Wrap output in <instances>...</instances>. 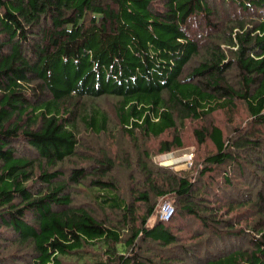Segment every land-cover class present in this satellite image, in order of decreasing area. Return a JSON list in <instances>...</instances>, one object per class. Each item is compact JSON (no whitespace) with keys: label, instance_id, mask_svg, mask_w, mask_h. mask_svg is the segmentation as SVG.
<instances>
[{"label":"trees","instance_id":"1","mask_svg":"<svg viewBox=\"0 0 264 264\" xmlns=\"http://www.w3.org/2000/svg\"><path fill=\"white\" fill-rule=\"evenodd\" d=\"M240 102L250 120L226 134L212 115ZM113 124L158 140L155 154L192 125L198 176L153 164L148 146L123 164L143 180L127 194L104 154L63 171L83 133ZM187 217L202 229L175 233ZM0 264H264V0H0Z\"/></svg>","mask_w":264,"mask_h":264},{"label":"rangeland","instance_id":"2","mask_svg":"<svg viewBox=\"0 0 264 264\" xmlns=\"http://www.w3.org/2000/svg\"><path fill=\"white\" fill-rule=\"evenodd\" d=\"M218 2V1H217ZM227 8H224V12H231L232 8L229 5H226ZM212 17V16H211ZM213 18V17H212ZM210 27L212 29L210 31H214L218 29L221 25V22H218L215 24V22L210 21L209 22ZM194 24L192 22V28ZM195 28V27H194ZM193 28V29H194ZM101 103V106L103 108H106L113 116V110L112 105L113 101L111 100H101L99 101ZM228 112H217L212 115V122H215L216 124H219L220 127L225 131H231L234 130L235 127H245L247 126L249 122V115L246 112V109L244 105L240 102L238 103L236 109L233 113ZM113 122V121H112ZM192 125H186L184 129L181 130L184 146L180 149H174L170 152L162 153V154H155L156 149V143L159 142L158 140H154L146 143V140L143 139V141L134 144L132 140L127 138L124 134H122L118 128L117 125H112L109 127V130L107 134L103 136H94L91 135V133L85 132L83 135L85 136L84 141L85 144L82 147V150L79 151L78 156L76 159H72L69 161H64L61 163L62 169L64 172L74 165H78L79 167L81 165H87L89 162L94 161L95 158H102L101 156H108L111 160V167H113V171L110 172L108 175V179H115L118 181L121 187V191L124 194H127L128 191V184L134 183V185L142 184L143 180L140 176V174L137 172V170H129L130 178L132 179L130 182H128L127 178V171L123 164L125 160L127 162L134 163V160L136 156H132V153L137 154L139 153L142 158H144V153L142 150L148 146L149 153L150 154V160L153 161L155 164L162 166L166 169H169L177 174H185L186 172L189 173V176L191 179H194L198 176L199 171L201 169V159L204 156V148L197 146L195 144V140L193 138L192 134ZM229 134V133H226ZM141 145V146H140ZM152 162V163H153ZM153 163V164H154ZM193 163V164H192ZM107 170V169H106ZM210 177L206 176L204 177V181H208L211 183V185L214 187L212 190L217 187V179L210 180ZM78 186H72L69 189L74 190L73 197L74 201L79 203L84 202H92L93 195H91L92 190L88 189L87 187L82 188H76ZM129 193V192H128ZM235 195V194H234ZM128 196V195H126ZM163 201H171L170 196L166 195L163 197H160L157 200L156 207L163 202ZM157 208L154 212V214H157ZM141 211V209H139ZM100 216H105L110 218L111 214L108 211V214L106 211H98ZM152 220H150V223ZM187 226L189 231H200L202 229L201 223L198 220L193 219L192 217H187L182 220H179L176 222L173 226V231L175 233H179V235H182V228ZM187 233H190L187 231ZM7 238H10L8 241L11 245V247L18 246L21 250H16L15 253L20 255L18 258L21 259L24 257L23 263L27 261L30 258V251L29 249H24L22 244L17 243L14 238L15 236L10 233L7 234ZM245 241L243 239L239 240V242H236L234 239H232L229 243L226 244L227 250H229L231 247H240L244 245ZM16 249V248H14Z\"/></svg>","mask_w":264,"mask_h":264},{"label":"built area","instance_id":"3","mask_svg":"<svg viewBox=\"0 0 264 264\" xmlns=\"http://www.w3.org/2000/svg\"><path fill=\"white\" fill-rule=\"evenodd\" d=\"M174 212L170 201H163L158 207V214L161 220H168Z\"/></svg>","mask_w":264,"mask_h":264}]
</instances>
